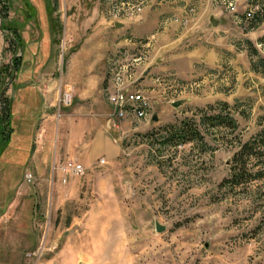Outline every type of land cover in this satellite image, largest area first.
I'll list each match as a JSON object with an SVG mask.
<instances>
[{
    "label": "rangeland",
    "instance_id": "374dc122",
    "mask_svg": "<svg viewBox=\"0 0 264 264\" xmlns=\"http://www.w3.org/2000/svg\"><path fill=\"white\" fill-rule=\"evenodd\" d=\"M149 4L132 16L113 18L107 0H0V10L9 9L7 21L19 25L26 43L40 34V66L32 80L37 87L39 75L49 73L56 86L50 109L54 134L64 133L71 116L81 124L100 118L99 107L112 110L106 95L110 58L131 64L133 89L151 103L145 119L116 121L117 129L105 126L111 114L103 116L98 129L115 153L100 132H93L106 154L99 157L94 146H80L81 156L59 159L84 168L81 177L68 178L65 185L53 171L55 163L40 168L31 158L20 167L0 161V264H264V178L233 181L238 152L264 129V76L252 71L256 57L249 54L253 46L264 58V14L256 18L261 5L179 0V14L167 22L172 23L155 46L156 39L152 45L128 26ZM248 13L255 17L248 19ZM114 22L123 26L115 28ZM91 43V53L96 43L114 46L101 50L106 81L87 76L80 89L87 97H80L79 88L65 89L61 76L67 58ZM9 47L0 31V66L16 53ZM52 53L54 61L48 62ZM8 88L10 97L14 89ZM66 91L71 104H58ZM202 114L228 116L235 127L203 124ZM182 124L194 125L202 141L172 140ZM70 131L77 136L80 129L71 125ZM12 140L14 148H23L20 137ZM10 147L0 155L4 162L15 153ZM80 157L97 164L87 169ZM13 163L20 164L18 159ZM247 170L251 176L264 172V152L248 159ZM27 174L32 175L28 183ZM155 223L165 231L157 233Z\"/></svg>",
    "mask_w": 264,
    "mask_h": 264
},
{
    "label": "crops",
    "instance_id": "0c3cea01",
    "mask_svg": "<svg viewBox=\"0 0 264 264\" xmlns=\"http://www.w3.org/2000/svg\"><path fill=\"white\" fill-rule=\"evenodd\" d=\"M179 2V0H152V2L147 6V8L144 9V12L140 15V20L138 22H128V26L132 30V33L134 36H140V37H145L147 40H149V43H152L154 45L155 39L157 44L158 39L162 37L164 34V31L166 30V27L168 24L172 23H167L168 21H171L170 18L176 17V15L179 14V7L175 6L176 3ZM171 5V6H168ZM169 18V19H167ZM210 18V16H209ZM117 22H114V24ZM37 29V28H34ZM39 33L37 31V36L35 38H32V40H35V42L32 43V40L26 41L24 40V45L25 49L27 48V51L30 55L29 58H25L24 55V61H23V68L22 70H27L29 69L26 65L28 63L27 60L33 62L32 67L36 69V66H40L38 64V56L40 55L39 49L43 47L41 45V40L39 39ZM152 39V41H151ZM51 41V39H49ZM52 43V49L51 51L53 52V39L51 41ZM35 46V50L32 51L30 49L31 46ZM112 45H105V48H112ZM89 46V47H87ZM92 47V43L89 45H83L82 47L80 46L79 49H77L76 53L73 55L69 56L67 58V62L65 64V71H63V74L61 76V79L63 78V86L68 87H74L81 89V86L87 82V76L88 78L93 79L97 83H103L104 80L106 79V71H105V61H104V56L105 53H103L101 50L104 49L103 44H94V49L93 52L96 53L98 52L97 56H92L90 50L88 48ZM99 49V50H98ZM26 52V54H28ZM22 54V52H20ZM53 54V53H52ZM32 55V56H31ZM54 54L51 55L49 61H54ZM159 59L163 58H156L158 62H160ZM40 60V59H39ZM33 68V69H34ZM35 70H32V74L30 78L26 79L25 81L22 82L20 86L17 88H13V95H11V98H16L18 95V90L19 92L26 90L28 88H31L36 94L41 99V105L40 107H37L31 115H34V127H33V133H32V142H33V151L30 156L31 160L34 161V165L37 167H42V163L51 164L53 165L54 163L57 165L60 164H65V161L62 163L58 162L59 159L64 158L70 160L71 156H76L81 154L87 150L92 148L93 146L95 147V150L99 152V157L105 155L103 147H100L99 145H96V141L98 135L94 134L95 132H100V137L104 138L108 142V147L112 150V154L115 153V149L110 146V139L108 140V137H105L103 135V132H101L99 129L101 128L100 124L101 121L104 117L109 116L112 113L111 109H108V112L106 113V109L104 107H99L95 105V108H98L97 112L99 111L98 115H100V118L94 119V120H85V122H81V124H77V122L71 117H69V122H64L63 125V130L64 133H56L54 134V129H53V123H54V118L51 112V108L54 107V102L57 97V92L55 91V84L52 82V80H49V73L45 74H40L39 75V82L41 85L34 86L33 83V78L35 77ZM61 81V80H60ZM106 81V80H105ZM33 85L35 87H32ZM12 88V86H11ZM10 88V89H11ZM9 89V88H8ZM66 91V93H67ZM105 90L103 89V92ZM86 92L84 88L79 91V96L80 97H87ZM89 96V95H88ZM88 108H91L89 105L87 106ZM79 108H82L80 106ZM110 108V107H109ZM30 115V117H31ZM108 121L109 119L107 118L105 121V126L108 127ZM65 128V126H67ZM73 125V128L78 127L80 131L77 133V136L75 134L71 133L70 127ZM39 126V131L37 132ZM99 128V129H98ZM89 131L90 134L88 133ZM37 132V133H36ZM94 132V133H93ZM93 134V135H92ZM40 137V138H36ZM37 139V140H36ZM40 139V142L39 140ZM42 143H44L42 145ZM80 146H84V151L83 148L79 149ZM107 146V145H106ZM38 153L33 156V154ZM84 165L85 168H91L92 165L97 164L93 163L91 161H84L81 157L78 158ZM31 164V161H30ZM29 164V165H30Z\"/></svg>",
    "mask_w": 264,
    "mask_h": 264
},
{
    "label": "trees",
    "instance_id": "16d2710c",
    "mask_svg": "<svg viewBox=\"0 0 264 264\" xmlns=\"http://www.w3.org/2000/svg\"><path fill=\"white\" fill-rule=\"evenodd\" d=\"M253 2L259 3L261 5L260 10L256 12V18H258L264 14V0H251V3ZM8 13L9 9L7 7L0 10V18L2 20L1 30L4 32L3 35L10 46L9 48L13 51H16V53L12 55L10 59L11 62H8L7 64H1L0 66V155L9 146H12L10 148L15 153H10L8 159H6V162H4L3 157L0 158V161L9 165L14 164L16 167H20L24 164L27 165L33 151L32 133L35 116L31 115V113L37 107H40L41 99L31 88L21 92L18 90V95L16 98H11L5 95L6 91L8 90V85H11L14 89L17 88L22 84L23 81L30 78L34 68L31 65V67H28L29 69L22 70L25 50L24 40L19 30V25L17 23L16 25H11L8 23ZM254 17L255 16L253 15L252 18ZM50 23L51 24H49V26H52L53 24L51 22V18ZM51 26L49 28L50 34L54 32V28ZM35 47L36 45H33L30 47V49L33 51L35 50ZM20 52H22V54L18 55ZM249 54L256 57V60H253L251 64L252 71L264 76V58L258 55L257 50L253 48V46L249 48ZM27 61L28 63L31 62L29 60ZM12 78L13 80L9 84ZM6 79L8 80L7 82ZM201 123H209L210 125L217 127H229L231 129L235 127L233 119L228 116H204L202 114ZM14 135L21 138L23 148L22 146L21 149H18V147H13L15 141H13L12 138ZM202 138L201 132L195 128L194 125L182 124L181 127L176 130L172 140H177L178 142L182 143L187 141L201 142ZM259 144L264 145V129L261 132L259 138H257V141L255 140L254 142L243 145L238 152L237 155L239 159L237 160V164L239 166L237 168L236 174L234 175L233 181L234 179H245V177H253V179L258 180L264 178V172L262 170L257 171L253 176L246 173L248 171V159L252 157L259 158L260 152H264L261 147L258 146ZM24 154L26 155V158L23 160ZM16 156H19V158H16ZM16 159H18L20 164L13 163Z\"/></svg>",
    "mask_w": 264,
    "mask_h": 264
},
{
    "label": "built area",
    "instance_id": "2783aa9c",
    "mask_svg": "<svg viewBox=\"0 0 264 264\" xmlns=\"http://www.w3.org/2000/svg\"><path fill=\"white\" fill-rule=\"evenodd\" d=\"M151 3L152 0H126L117 3V0H107L108 14L113 18H120L132 16L143 9L145 4ZM230 11L234 12L235 7L229 4ZM247 18H252V14L248 13ZM120 58H110L108 60L110 79L108 82L110 85L106 88L107 100L112 106L111 118L108 121V130L118 128L116 121L125 120L127 118H133L135 120H142L147 117L148 111L151 109V103L144 93L135 91L136 87L134 80H129L131 76L128 72V68L131 64H125ZM63 102L65 105L71 104V97L66 93L64 98L58 100V104ZM120 105V109L116 112L117 106ZM99 165H104L105 160H99ZM53 171H58L62 176L61 183L65 185L68 178L81 177L84 174V168L77 162H67L63 165L53 167ZM25 182H31L32 175L27 174L24 176ZM31 264H37L32 262Z\"/></svg>",
    "mask_w": 264,
    "mask_h": 264
},
{
    "label": "water",
    "instance_id": "95a60500",
    "mask_svg": "<svg viewBox=\"0 0 264 264\" xmlns=\"http://www.w3.org/2000/svg\"><path fill=\"white\" fill-rule=\"evenodd\" d=\"M209 22L211 23L212 26H216V24H217L218 21L214 18V16H210V18H209ZM1 24H2V20H1V18H0V31L4 34V32L1 30ZM122 26H123L122 23H118V22H117V23L114 24V27H115V28H121ZM18 55H21V54L19 53ZM9 62H11V60H9ZM13 77H14V76H13ZM12 80H13V78L10 80L9 84L12 82ZM136 85H137V83H136ZM2 94H3V92H2ZM172 106H173L174 108H177V107L179 106V103H178V102L173 103ZM119 109H120V105L117 106V108H116V112H118ZM156 120H157V118L154 116V117H153V121H156ZM155 231H156L157 233H162V232L165 231V227L162 226V225H160V224H158V223H155Z\"/></svg>",
    "mask_w": 264,
    "mask_h": 264
}]
</instances>
